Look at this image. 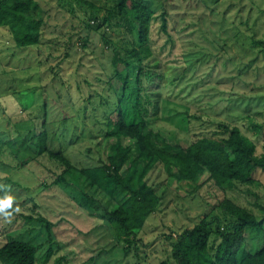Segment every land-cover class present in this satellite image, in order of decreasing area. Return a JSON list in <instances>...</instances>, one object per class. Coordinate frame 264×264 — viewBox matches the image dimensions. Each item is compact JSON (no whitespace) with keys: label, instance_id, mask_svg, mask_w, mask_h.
I'll return each instance as SVG.
<instances>
[{"label":"rangeland","instance_id":"374dc122","mask_svg":"<svg viewBox=\"0 0 264 264\" xmlns=\"http://www.w3.org/2000/svg\"><path fill=\"white\" fill-rule=\"evenodd\" d=\"M36 1L45 19L40 46L15 47L8 30L0 28V199L9 197L12 201L9 212L14 213L9 218L0 213V243L10 237L31 238V241L41 243L38 264H134L136 259L129 257L127 261V256L123 257V252L119 251L125 248V244L117 243L107 220L99 216V210L81 207L77 195H74L77 197L74 199L73 193L69 194V188L64 189L52 183L56 176L53 172L57 168L46 154L36 155V139L33 137L36 132L33 123L39 128L40 119L46 114L48 149L56 152L65 149L64 154L70 152L69 157H77L78 160L83 159L84 154L87 157V147L110 153L104 139H95L98 143L96 147L85 137L89 132L101 137L97 125L82 124L79 117L71 123L65 115L69 117L78 112L80 98L74 97L75 84L78 81L83 83L85 76L102 73L107 76L106 88L111 90L104 94L114 93L118 79L111 64L113 50L106 41L108 38L115 41L126 38L130 41L134 34L133 24L130 26L128 23L129 33H126L124 26L117 30L114 26L103 24L105 7L110 6L113 0H84L87 3L80 0ZM140 1L153 11L149 40L156 51L153 52L154 57L144 63L159 57L161 64H170L178 70L184 68L185 64L188 66L187 57L183 59L185 53L190 51L201 57L202 71L211 85L210 89H219L215 102L238 115L237 123L256 144V153L262 152L264 75L260 71V77L237 79V75H252L243 67L247 58L243 56L247 51L241 43V35L234 34L227 26H222V31H218V28L223 17L226 18L224 23H230L245 18L250 11L252 15L258 13L264 9V0ZM162 13L166 17V34L160 29ZM263 22L258 20L254 26L258 37L262 34ZM97 25H100L106 36L98 31ZM249 35L242 38L250 42ZM199 50L203 51L202 54ZM123 68L118 63L117 69L126 73ZM234 79L238 81L232 87L233 84L228 83L232 81L228 80ZM95 81L92 79V85ZM224 82L226 84L221 85ZM253 87L259 90H251ZM66 88L72 93L71 98ZM223 89L230 96L229 99L225 97V92H220ZM87 94L89 91L84 89V98ZM157 95L154 97L157 98ZM52 99L56 104L52 103ZM44 101L47 107H44ZM96 101L99 102L98 99ZM248 114L253 115V121L248 120ZM167 116L165 113L164 117ZM230 116L228 114L226 118ZM179 121L180 117L172 119L167 124L169 131L161 133L172 144L186 146L196 139L197 134L210 135L213 131L212 125L197 124L191 127L187 120L182 128L192 131L184 135L185 132L177 128ZM252 123L257 126L253 127ZM159 124L160 121L157 122ZM66 127L68 137L62 133L64 130L66 132ZM72 135L76 136L75 140L70 139ZM253 178L255 184L236 185L225 190L208 183L189 195L191 183H180L182 190L167 178L162 169L151 170L147 180L164 196L162 206L149 216L144 232L139 235L138 263L157 264L161 258H167L170 241L184 229L192 227L203 215L212 209L216 210L217 201L224 197L260 217V207H264V172L257 171ZM88 191L90 197L100 201L101 205L114 204L97 188ZM93 205L96 207L97 203ZM27 215H32V218L26 219L24 216ZM42 217L50 221V235L45 230ZM263 245V231L246 232V249L254 252ZM49 247L51 253L45 258Z\"/></svg>","mask_w":264,"mask_h":264},{"label":"trees","instance_id":"16d2710c","mask_svg":"<svg viewBox=\"0 0 264 264\" xmlns=\"http://www.w3.org/2000/svg\"><path fill=\"white\" fill-rule=\"evenodd\" d=\"M88 4L92 6L90 2ZM105 14L102 22L106 26L116 29L124 26L126 33L130 32L128 23L134 27L130 41L126 38L118 41L108 38L106 41L113 50L111 64L118 86L111 95L104 94L110 90L106 88L107 76L102 73L85 76L83 83L78 81L75 84L74 97L80 98L78 112L65 117L71 123L79 117L82 124L97 125V131H101L102 136L97 137L89 132L85 137L96 147L98 143L95 139H104L110 153L87 147V157L84 154V158L78 160L77 157L71 159L70 152L64 154L65 149L58 152L48 149L46 114L41 117L39 128L33 123V128H36L33 137L36 139V155L46 154L57 168L53 172L56 176L52 183L64 189L69 188V194L73 193L74 199L78 197L81 207L99 210V216L107 220L117 243L125 244V250H119L123 252V257L127 256V261L132 257L136 259L134 264H140L137 261L139 235L144 232L149 216L162 206L164 196L154 184L148 182L151 170L162 169L167 178L182 190L180 183H191L189 195L208 183L219 190L231 189L236 185L255 184L253 175L257 171L264 172V150L257 154L256 144L237 123L238 115L215 102L219 89H210L211 85L202 71L201 57L194 52L185 53L183 59L187 57L188 66L185 64L184 68L178 70L170 64H161L159 57L144 63L154 57L153 52L156 51L149 40L153 11L142 1L113 0L110 6L105 7ZM160 18L161 32L166 34L165 14L162 13ZM224 19L218 31H222V26H227L234 34L241 35V43L247 51L243 56H247L243 67L252 74L237 75V79L260 77V71L264 75V28L258 37L254 27L258 20L264 21V9L253 15L250 11L237 22L224 23ZM44 25L43 10L36 0H0V28L8 30L15 47L40 46ZM97 29L106 36L101 27ZM248 33L250 42L242 38ZM199 52L202 54L203 51ZM118 63L123 65L126 73L117 69ZM92 79L96 80L94 85ZM237 79L228 80L232 81L228 83L234 87ZM67 88L68 97L71 98L72 93ZM84 89L89 91L86 98ZM252 89L259 90L258 87ZM220 92L224 93L225 89ZM225 93L229 99L230 96ZM155 94H158L157 98ZM46 102L44 107H47ZM165 113L167 117H164ZM228 114H231L229 119L226 118ZM252 116L247 115L249 121H253ZM176 117H180L177 128L184 131V135L192 131L182 128L187 120L191 127L197 124L212 125L213 131L210 135L197 134L196 139L186 146L172 144L161 133L169 131L167 124ZM252 125L257 126L256 123ZM62 133L69 136L67 127L66 132L64 130ZM70 139L75 140L76 136L72 135ZM93 187L114 204L101 205L100 201L92 199L88 190ZM95 203L96 207L93 205ZM215 207L216 210L212 209L203 215L192 227L184 229L170 241L167 258H161L157 264H264V245L254 252L244 246L246 232H264V207H260V217L226 197L218 200ZM24 217L31 219L32 215ZM42 220L50 235V221L44 217ZM41 246V243H35L31 238H7L0 243V264H38ZM50 253L49 247L45 258Z\"/></svg>","mask_w":264,"mask_h":264},{"label":"clouds","instance_id":"9594fccd","mask_svg":"<svg viewBox=\"0 0 264 264\" xmlns=\"http://www.w3.org/2000/svg\"><path fill=\"white\" fill-rule=\"evenodd\" d=\"M12 207V201L9 197L5 196L3 199H0V213H2L6 218H9L10 215L14 213L9 212Z\"/></svg>","mask_w":264,"mask_h":264}]
</instances>
